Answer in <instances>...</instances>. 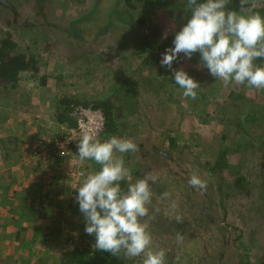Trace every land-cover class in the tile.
I'll return each instance as SVG.
<instances>
[{
  "label": "rangeland",
  "instance_id": "rangeland-1",
  "mask_svg": "<svg viewBox=\"0 0 264 264\" xmlns=\"http://www.w3.org/2000/svg\"><path fill=\"white\" fill-rule=\"evenodd\" d=\"M7 1L10 7L0 5V26L3 30L11 27L12 37L20 45L27 43L28 38L38 37L35 52L47 64L42 71L49 74V78L43 86H39L38 81L20 80L10 93H0V113H3L6 119L0 123V138L20 135L24 140L26 136L23 128L33 126L36 130L38 121H43L51 127L52 131L48 136L61 134L63 124L59 125L54 120L56 115L54 104L59 93L74 94L81 100L92 98L93 94L105 93L118 77L125 76L129 92L134 93V101H139V106L137 105L136 111L130 116L136 120L140 114V120L143 121L140 125H144L142 135L138 134L137 130L136 135L133 134L129 138L138 141L139 145L143 142L141 146L145 155L133 161L142 166L138 168L136 165V169L142 170V176L138 179L149 172L158 177L154 183V185L158 184V194L152 188L151 211H149V219L146 220L153 237L152 247L166 250V264H239L238 260L245 255L252 264H257V258L264 259V208H257V204L264 201L263 191L258 188L249 197L238 193L224 203H219L215 189L216 181L203 167L207 157L213 156L218 148L224 145L228 146L231 152L229 159L232 162L244 160L243 164L254 168L256 163L261 161L258 157L262 152L264 153V150L257 151L251 146L257 144L260 139L264 140L263 89L242 90L240 85L230 86L227 90L238 89L242 97L228 99L227 94L224 95L223 83L222 87L219 84L217 88H212L213 81H209L207 82L210 84L209 87L197 92L198 99L193 100L179 95L173 98V103L169 101L164 104L155 97L151 88L150 82L154 81L153 78H147L148 71L140 65V59L132 54L128 45H125L128 43L127 40L132 39V35L127 39L123 37V34L128 32V28L121 31L117 27H112L109 31L101 32L100 28L106 24V20H102L104 14L98 13L94 20L83 24L84 35L77 40L70 38L62 30L68 20L81 16L87 10L90 0H86L84 4L79 0L72 2L60 0V3L58 0H40L39 4L33 0ZM262 1L251 0V6H261ZM110 2L111 0H102L101 5L105 7ZM158 10L160 9H146L144 16L157 19L154 16L157 15ZM186 21L181 17L173 22L171 19L165 20L160 15V20L154 22L161 29L159 35L174 36ZM28 25L30 29L36 26L37 29L26 35L29 37L20 39L19 29ZM161 40L162 38L159 41ZM197 57L198 52L182 64L183 68L192 67L191 59ZM58 70L72 75L63 80L65 85L62 88L56 86L57 83L52 77ZM145 80L151 85L146 84ZM144 85L149 88L148 93L143 91ZM210 90H216L213 93L214 97L204 95ZM160 96L166 99L167 95L160 90ZM190 100L198 107L209 111L215 109V103L218 101L224 102L225 108L223 112L220 110L214 114L219 116L200 119L201 113L206 110L198 109L194 105L196 109L191 112L185 111ZM182 111H185L183 117L179 114ZM248 111H254L255 114L246 119ZM220 115L227 118L221 119ZM239 118L246 119L245 129L249 130L253 138L258 139H251L250 136L241 134L244 131H239L235 126ZM169 126L179 128L178 148L168 149L167 138L162 135L161 130ZM222 135L225 136L223 139ZM185 144L187 146H183ZM139 152L140 150L137 151L136 156L140 154ZM127 154L129 157H126L125 153H117L123 155L125 167L131 171L135 165L131 167L130 162L135 156L130 152ZM2 155L0 149V158ZM15 157L16 153H12L9 160ZM67 159L71 163L70 171L63 167V171L66 172L60 175L65 180L64 183L57 182L50 188V192L43 190L47 185L31 183L28 178L25 179V176H21L17 185L12 186L6 176L0 175V264H20L34 248H40L38 253L42 252L46 256V262L41 264H57L60 250L66 242L65 235H77L82 232L84 222L81 216L71 215L68 209L66 210L69 208L67 204L78 194L74 189L78 181L70 179L75 178L79 172H92V169H85L88 161H81L75 153ZM8 162L12 164V161ZM28 167L29 165H24L20 168L18 165L13 169L9 168V171L13 172L17 168L18 174L24 175L29 172ZM257 170L259 169L251 172L256 174L257 177L252 175L255 180L261 178V171ZM47 171L56 173V170ZM193 172L207 181V190L203 194L188 184ZM41 176L39 172L37 179L40 182H42ZM134 177L131 176L132 182L137 180ZM46 193L53 200H58L54 212H63L64 217L49 219L50 222H46L49 230L34 234V226L46 221L34 218L38 202ZM164 193H168L169 196L164 198ZM173 202L177 206L175 209L172 208ZM73 203L77 201H72ZM61 206L64 210H61ZM175 214L183 217L182 224L175 221ZM57 229L61 232L59 235L54 234V230ZM18 230L23 233H21L22 238L30 240L28 244L20 246V240L15 239ZM177 232L183 234L182 244L176 243ZM37 254L34 252L30 264H35ZM134 259L141 264L142 257Z\"/></svg>",
  "mask_w": 264,
  "mask_h": 264
},
{
  "label": "trees",
  "instance_id": "trees-1",
  "mask_svg": "<svg viewBox=\"0 0 264 264\" xmlns=\"http://www.w3.org/2000/svg\"><path fill=\"white\" fill-rule=\"evenodd\" d=\"M33 1L39 4L40 0ZM64 1L72 2L75 0ZM79 1H81L83 4L86 2V0ZM58 2L60 3V0H58ZM101 2L102 0H90V6L87 8V10L81 16L74 17L68 20L66 26L62 28V30L65 31L70 38L77 40V38L83 37L84 35L83 24L88 21L94 20L98 13L104 14L102 20H106V24H103L102 28H100L101 32L109 31L112 27H117L121 31H124L128 28V32H125L123 34V37L127 39L132 35V39L127 40L128 43H125V45H128L132 54L136 55V57L140 59V65H143L149 73L147 75V78H153L152 80L154 81L150 83H152L151 88L153 89L155 97H157L159 101L164 104L169 103V101L173 103V98H177L179 97V95H182L183 90L175 83L172 70L161 66L160 59L162 53H164L167 48L174 46L172 43L174 36L159 35L161 29L157 27L158 25L155 24L154 21H157V19L160 20V15H162L165 20L171 19L173 22L181 17H183L184 20H187L188 18H190L191 11L187 0H111L109 4L105 5V7L104 5H101ZM262 2L263 5L261 6H251L252 2L251 0H249V7L251 11L253 13H259L261 16H264V0ZM75 3L77 4V2ZM0 5H4V7L7 8L10 7L7 0H0ZM157 8L161 10V12L160 10H158L157 15L154 16L157 17V19L151 18L149 16H144V11L146 9L156 10ZM227 8L229 10L239 11V0H229ZM35 28L30 29L29 25L20 28V39L24 38L30 31L35 30ZM11 30V27L9 29L3 30V28L0 26V93H10L16 88L20 80L38 81L39 86L46 85L49 74L42 71V69L45 68L47 64L43 62L40 55L35 52L37 50L38 37L36 36L34 38H28L29 41H27V43H22V45H20L12 37ZM33 34H35V32ZM26 37H29V35ZM159 37L162 38L161 41H159ZM181 54L179 55L177 60L173 61L172 66L174 69L182 68L188 73L189 76H191L200 84V88L196 90L197 92L205 87H209L210 84H207V82L209 81H213L211 84L212 88H217L219 84H221L220 87H222V81L216 80L215 77L210 75L206 67L200 66L199 53L197 58L193 60L191 59L193 63L192 67H187L186 69L183 68L182 64L186 63L189 59ZM255 63L257 65L264 66V58H258ZM64 73L65 72L58 70L55 75H52L57 83V87L62 88L63 85H65V82L63 80L66 77L69 78L72 76ZM161 76L163 77V79ZM147 78L146 80L148 81ZM146 80L145 83L148 84L149 82H146ZM235 85V83H230L229 85L225 86L224 95L227 94L226 96L228 97V99H237L242 97L240 92H238V89L231 88L227 90V87H234ZM164 86H167L166 89H161V87L163 88ZM245 88L250 87L246 85H240V89L245 90ZM160 90H162V92L167 95L166 99L160 96ZM143 91L145 93H148L149 88L144 85ZM214 91L216 90H210V92L206 91L204 95L206 97L209 95L214 97ZM133 95L134 93L132 94V92H129V85L125 76L118 77V79L113 81L112 86H110L109 89L105 90V93L97 95L93 94L92 98L81 100L77 99L74 94L61 92V94L59 93L57 95L58 98L56 99V102L54 104L56 113L54 120L60 125L63 124L66 126H73L75 124L74 114L76 108L81 106L92 107L100 109L104 116V129L99 135L101 140H105L113 135L121 138H131L137 130L138 134L142 135V131L144 129L142 127H144V125H140L142 121L140 120V114H138L136 120H133V118H131L130 116L134 114V111H136L139 102H137V100L134 101L135 97ZM194 105L198 109H204L198 107L196 103H193V101L190 100L186 105V107L188 106V108H186L185 111H193L194 109H196ZM224 108V102L220 103L218 101L215 103L214 110L209 111L207 109H204L206 111H204V113H201L200 119L219 116L217 114L214 116V114L217 113V111L219 112L220 110H222L223 112ZM185 111L180 112V116L183 117ZM254 114V111H248L245 118L247 119ZM3 115V113H0V123L6 120L4 119ZM128 117L130 118L128 119ZM220 118L226 119L227 117L220 115ZM246 119L239 118L235 123V126L239 131H244L243 133H241L242 135L250 136L251 139H258L256 137L253 138L249 130L245 129ZM149 121L152 122L150 119ZM161 132L163 137L167 138L168 149L179 147V128H172L169 126L163 128ZM224 137L225 136L222 135V139ZM61 139L62 135L57 136V139L52 145L57 150L58 154L61 153L55 145V142ZM16 140V137L11 135L6 136L5 138H0V143L5 150L4 159H9L11 157V154L16 151V148L13 147L14 141L16 142ZM133 142H135L136 144L138 143V141ZM141 144H143V142ZM141 144H137L138 149L140 150V154L138 156H136V154H138L137 152H130L135 156V159L130 162L131 167L132 165H135V167L131 169V176H135L134 178L137 179L142 176V170L136 169V165L138 168H142V166L141 164L134 163L133 161H135L137 157L142 158V156L145 155L144 149L142 148ZM183 146H187V144ZM251 147L257 151L264 150V140H258L257 144H253ZM230 153L231 152H229L228 146L224 145L222 147H219L217 152L213 156L207 157L203 164L205 171L216 181L217 185L215 189L219 196V203H224L225 201L229 200L232 195L238 193L244 197L252 196L254 190L258 188H261L264 195V153L262 152V154L258 157L261 161L257 162L254 168L247 167V164H243L244 160L238 161L236 163L232 162L229 159ZM125 155L126 157H129L127 153H125ZM132 155L130 156V158L132 157ZM91 162L94 168L99 170L100 165L96 164L94 161ZM244 166L247 168H245ZM255 169H259L257 171H261V178L259 180H255L252 177V175L257 177L256 174L251 173L254 172ZM127 183V180L121 181V188L126 189ZM152 188L154 189V192L157 193L158 184H153ZM48 192H50V190H48ZM47 194L48 193L41 196L38 202V206L35 210L36 214L34 216L36 220L40 219L46 221H41V224H38L36 226L33 225L34 234H37L42 230H49V226H47L46 224V222H50L49 219H61L64 217L63 212H54V207L55 205H57L58 200H53L51 197H48ZM75 199L76 198L71 199V201L67 204L69 208H66V210L68 209V212L71 215L81 216L84 222L83 230L80 234L77 235H65L66 242L64 247L60 250L57 264H140L134 258H125L123 255L112 256L109 252L95 249V236L86 234L84 230L85 219L83 214L79 211L78 202L72 204V201L76 202ZM255 204H253L252 207H254ZM150 208L151 206H149V211H151ZM257 208H264V201L259 205L257 204ZM61 210H64L63 206H61ZM144 219H149V216ZM54 231L55 235L56 233L57 235L61 233L59 229ZM21 233V230H18L15 233V239L20 240V246H24L25 244H28L30 240L22 238L23 233ZM247 247L249 248V246ZM39 250L40 248H34L30 250L27 257L25 259H22L20 264H30L34 252L37 254ZM43 254L44 253L42 252H39L37 254L38 257L35 261V264L46 262V256H44ZM245 257L242 256L238 260V263L252 264V262H249V260ZM256 262L257 264H264V259L257 258Z\"/></svg>",
  "mask_w": 264,
  "mask_h": 264
},
{
  "label": "clouds",
  "instance_id": "clouds-1",
  "mask_svg": "<svg viewBox=\"0 0 264 264\" xmlns=\"http://www.w3.org/2000/svg\"><path fill=\"white\" fill-rule=\"evenodd\" d=\"M191 9L190 18L174 35L173 47L161 55V66L173 72L175 83L183 90L185 98L197 97L200 84L181 69H173V61L182 53L190 59L200 54V66L206 67L211 76L222 81L264 89V66L257 65L264 58V16L253 13L249 0H239V11L229 10V0H187ZM78 140V157L100 165L99 170L81 173L74 186L79 211L85 219V232L95 236L94 248L109 252L112 256L125 258L142 257L141 264H166L164 248L154 249L149 223L152 205V187L158 177L145 173L132 182L131 171L125 167L124 153L137 152L138 145L129 138L115 135L101 140L98 129L86 127ZM127 180V188L121 181ZM190 187L203 194L207 181L193 172L188 180ZM169 196L164 193V198ZM177 206L175 202L172 208ZM159 211V209H155ZM174 219L182 224L183 217ZM183 234L177 232L176 243L182 244Z\"/></svg>",
  "mask_w": 264,
  "mask_h": 264
},
{
  "label": "crops",
  "instance_id": "crops-1",
  "mask_svg": "<svg viewBox=\"0 0 264 264\" xmlns=\"http://www.w3.org/2000/svg\"><path fill=\"white\" fill-rule=\"evenodd\" d=\"M36 127H37L36 130L33 128V126H28L26 129L23 128L24 135L26 136L25 138L26 140L24 139L25 142H23L24 140H22L20 135L16 136L17 140L16 142L14 141L13 144V147L16 148V151L14 152L16 153V157L13 160L4 159L5 150L0 143V149L3 153V155L0 158V175L6 176V179H9V183L12 186L15 184L17 185V183L20 181L21 176L22 177L25 176V179L28 178V180H30L31 183L34 184L42 183L47 185L46 186L47 188L43 190L48 191L50 190L51 187H54L53 185L57 184V182L62 181L64 183L65 180L62 179L61 178L62 176L60 175L65 174L66 172V170L63 171L64 170L63 167H65L67 170L70 169L71 163L68 162L67 159L70 155L60 156L57 150L52 146L54 141L57 139V136L62 135V133L55 134L53 137L48 136V134L50 133V131H52V129L49 125L45 124L43 121L41 122L38 121ZM39 130L40 132H37ZM8 161H12V164H10ZM15 164L16 166L19 165L20 168L23 167L24 165H29L28 168L30 170L28 173L24 175L18 174L19 170L17 168L13 172L12 170L9 171V168L13 169L14 167H16L14 166ZM48 168L50 170H56V173L55 174H52L51 172L49 173L47 171L49 170ZM85 169H92V171L98 170L94 168L92 162L89 160H88V165L85 167ZM39 172L40 175H42L41 176L42 182H40L37 179ZM15 177H17L18 179H15ZM6 179L4 178V180ZM80 179L81 176L76 175L75 178H71L70 180L79 181ZM60 203L61 201L59 202V204Z\"/></svg>",
  "mask_w": 264,
  "mask_h": 264
},
{
  "label": "built area",
  "instance_id": "built-area-1",
  "mask_svg": "<svg viewBox=\"0 0 264 264\" xmlns=\"http://www.w3.org/2000/svg\"><path fill=\"white\" fill-rule=\"evenodd\" d=\"M75 124L73 126L63 125L62 129V139L55 142V145L60 150L61 155H72L75 153L78 156V140L77 139H69L73 136L79 137L82 129L86 127H93L98 129V135L104 129V116L100 109L92 108V107H78L75 110L74 114ZM60 143V145H59ZM75 150V151H74ZM79 172L78 175L81 176Z\"/></svg>",
  "mask_w": 264,
  "mask_h": 264
}]
</instances>
